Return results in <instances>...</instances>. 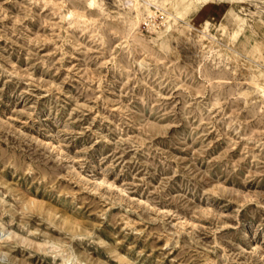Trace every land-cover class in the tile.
<instances>
[{
  "label": "rangeland",
  "instance_id": "obj_1",
  "mask_svg": "<svg viewBox=\"0 0 264 264\" xmlns=\"http://www.w3.org/2000/svg\"><path fill=\"white\" fill-rule=\"evenodd\" d=\"M257 3L0 0V264H264Z\"/></svg>",
  "mask_w": 264,
  "mask_h": 264
},
{
  "label": "bare ground",
  "instance_id": "obj_2",
  "mask_svg": "<svg viewBox=\"0 0 264 264\" xmlns=\"http://www.w3.org/2000/svg\"><path fill=\"white\" fill-rule=\"evenodd\" d=\"M168 1L169 0H160V2L157 3L154 0H129V6L128 7L132 13V18H133L134 22H138L140 20H144L147 22L149 20V17H151L152 13L154 12L153 9H159L161 4H165ZM207 1L208 0H173V2H174L173 9H175L181 3L185 4V5H193V6H197V7H199V6L202 7V5L204 3H206ZM228 1H230L235 6L238 5V7H239L237 9L238 10L237 12H234V13L229 12L230 13L229 15L233 18V22L235 21V23H234L235 27H234L233 32H232V39L234 41L238 42V39L241 40L242 37L245 36L244 35V27H245L246 19L243 18V12H245L246 10H244L245 7L243 5L246 4V5L253 6L255 8L258 5V3H257L258 0H228ZM260 1H262V4H263L262 7H264V0H260ZM90 3H88V4H90ZM161 11H163V15L166 18L180 21L179 18H177V16L173 15L170 11H168L166 9H161ZM250 12L258 13V15L260 14L264 18V15H263L264 12L263 11L254 10V11H250ZM221 27H223V25H221ZM170 30H171V24L166 23L165 29H163V31L159 32L158 36H165L166 34L169 33ZM201 33H202V36L204 37L205 32H201ZM254 59L252 60V63L255 64V67H256L254 71L258 74H261L262 71L264 70V61L261 62L260 64H258L257 61H255Z\"/></svg>",
  "mask_w": 264,
  "mask_h": 264
}]
</instances>
